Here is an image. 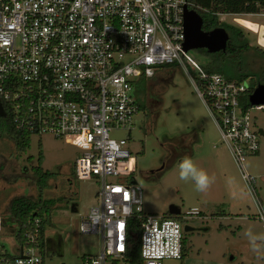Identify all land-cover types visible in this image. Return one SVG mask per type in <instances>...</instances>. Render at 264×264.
Masks as SVG:
<instances>
[{
	"label": "built area",
	"instance_id": "obj_1",
	"mask_svg": "<svg viewBox=\"0 0 264 264\" xmlns=\"http://www.w3.org/2000/svg\"><path fill=\"white\" fill-rule=\"evenodd\" d=\"M185 7L195 10L189 0H0V102L5 112L0 118L9 114L15 128L31 138H67L82 150L76 177L100 182L98 201L80 223L83 233L100 235V249L85 255L82 264H165L184 258V218L144 212L128 140L111 135L133 129L141 112L135 85L166 64L177 62L188 74L264 226L256 177L245 166L260 151L263 135L251 110H264V104L245 107L252 94L248 80L205 71L189 55ZM32 221L15 255L0 247V264H45L41 219ZM2 225L0 216V231ZM135 228L139 261L130 253Z\"/></svg>",
	"mask_w": 264,
	"mask_h": 264
},
{
	"label": "rangeland",
	"instance_id": "obj_2",
	"mask_svg": "<svg viewBox=\"0 0 264 264\" xmlns=\"http://www.w3.org/2000/svg\"><path fill=\"white\" fill-rule=\"evenodd\" d=\"M262 12L257 16L223 14L220 19L241 28L251 45L264 48L261 41L259 43L264 31L255 33L236 20L244 17L264 25ZM188 53L205 71L224 67L225 56L219 52L193 48ZM227 63L235 65L231 60ZM243 71L252 74L247 79L251 85L252 78L256 81L264 71V56L255 51L245 53ZM192 74L195 76L196 72L192 70ZM133 93L143 107L134 117L133 129L116 130L111 135L115 139L128 140L127 147L136 159V179L143 189L144 212L170 215L171 206L181 209L185 226L192 228L185 232V242L189 257L195 261L193 264H264V252L254 253L245 236L248 229L264 234L263 223L256 218L255 200L246 191V183L221 140L215 120L184 68L177 62L159 66L154 77L135 85ZM251 116L258 130H264V110L253 109ZM260 139L261 153L248 157L245 166L256 177L255 188L264 204V135ZM81 152L67 138L50 134L32 136L31 147L26 152L19 151L11 140L0 138V215L3 219L0 247L7 253L15 255L19 243V224L9 215L8 204L15 197L38 198L33 168L39 164L40 153L44 171L54 173L43 197L63 198L62 204L58 203L44 224L45 264H82L85 255L98 253L100 235L85 234L80 230L81 218L98 201L100 188L96 178L86 181L76 177V160ZM216 153L229 173L228 180L241 193L231 208L233 198L228 197L223 186L219 187L223 181L211 163ZM189 154L196 166L213 178L205 192L197 191L191 179H179V164L184 157L190 158ZM56 183L58 187L54 188ZM73 204H78L76 212L71 208ZM196 210L201 211L202 216ZM223 211H232L233 216L227 214L230 218H242L219 220L217 213ZM135 229L132 238L139 239ZM165 264L181 262L166 260Z\"/></svg>",
	"mask_w": 264,
	"mask_h": 264
},
{
	"label": "trees",
	"instance_id": "obj_3",
	"mask_svg": "<svg viewBox=\"0 0 264 264\" xmlns=\"http://www.w3.org/2000/svg\"><path fill=\"white\" fill-rule=\"evenodd\" d=\"M194 4V9L202 16L204 31H211L217 27H224L230 34L228 41V47L226 52H219L220 55H224L222 65L224 67L216 71L230 79L247 80L252 74L243 71V55L247 52L255 51L257 54L264 56V48L260 46L251 45L248 37L243 33L242 29L233 25L227 24L220 19L222 14H245V13H260L264 11V0H189ZM227 60H231L235 63L226 64ZM210 72V71H209ZM238 73V76H235ZM255 76V75H253ZM255 81L251 84L250 93H253L255 87L264 83V71ZM145 78L142 77L138 83L143 82ZM245 107H251L249 101L245 102ZM143 109V107L141 106ZM0 138H7L11 140L15 147L21 151L26 152L31 147V134L25 131H19L15 128L12 119L9 114L4 118H0ZM43 155L40 153L39 164L33 168V175L36 185L39 189L38 198L31 197H15L11 200L8 210L9 215L14 222L19 224V230L17 233L18 240H23L25 232L31 231L33 224H31L35 217L41 219V243L43 249L45 248V228L44 224L47 218L51 217L53 205L55 201L53 199H45L43 197L44 190L49 186V181L53 178L54 173L50 171H44L42 168ZM26 226V228L24 227ZM137 232V228L135 229ZM131 256L135 258V261H139V239L132 238Z\"/></svg>",
	"mask_w": 264,
	"mask_h": 264
},
{
	"label": "water",
	"instance_id": "obj_4",
	"mask_svg": "<svg viewBox=\"0 0 264 264\" xmlns=\"http://www.w3.org/2000/svg\"><path fill=\"white\" fill-rule=\"evenodd\" d=\"M203 18L193 9L185 7V50L193 48H206L211 53L226 52L230 34L224 27H217L211 31L202 29ZM251 105L264 104V83L258 84L250 96ZM5 112L0 102V116H4ZM261 134L264 135V130L261 129ZM169 212L174 215H180L181 209L176 206H171ZM192 228L186 226V231Z\"/></svg>",
	"mask_w": 264,
	"mask_h": 264
},
{
	"label": "crops",
	"instance_id": "obj_5",
	"mask_svg": "<svg viewBox=\"0 0 264 264\" xmlns=\"http://www.w3.org/2000/svg\"><path fill=\"white\" fill-rule=\"evenodd\" d=\"M251 14H253L252 16H257L259 13H251ZM223 15V14H222ZM222 15H220V16H222ZM231 15H236V16H240V14H231ZM253 22H255V21H253ZM255 23H257V24H259L258 22H255ZM240 24V23H239ZM241 25V24H240ZM259 26H260V28H262V27H264V25L263 24H259ZM246 28V27H245ZM248 29V28H247ZM249 30H251V29H249ZM252 31V30H251ZM262 31V30H261ZM253 32H254V30H253ZM255 33H256V31H255ZM263 35V34H262ZM261 37H263V36H261ZM259 43H260V40H259ZM261 44V43H260ZM264 45V44H263ZM141 106V105H140ZM141 110H142V108H141ZM226 147V146H225ZM227 149V148H226ZM227 151H228V149H227ZM229 152V151H228ZM261 153V149H260V151L257 153V154H255V155H259ZM230 154V153H229ZM189 157L192 159V154H189ZM214 159V160H213ZM212 160H211V163L216 167V169H217V171H218V173H219V175L221 176V180L223 181V182H221V185L219 186L220 188H221V186H223V189L227 192V195H228V197L229 198H233V202H231L230 203V205H229V208H231L232 206H234V204H235V201H236V198H239L240 196H241V193H239V190H237L236 188H235V184L234 183H232V182H230L229 180H228V178H230V176H229V173H228V171L224 168V164H223V162H221V158L219 157V155H217V153L214 155V158H213ZM216 161V162H215ZM58 187V185H57V183L55 184V187L54 188H57ZM246 191H248L247 190V188H246ZM248 193H249V195H250V197L251 198H253V200H254V197L250 194V192L248 191ZM243 194H245V192H243ZM246 195V194H245ZM259 197H260V195H259ZM45 199H48V198H50V199H53L54 201H55V204L53 205V209H55V208H57L59 205H61L62 204V202L61 201H63V198H59V197H56V198H51V197H44ZM261 198V197H260ZM97 202V201H96ZM58 203H60L59 205H58ZM255 203V202H254ZM10 204V203H9ZM9 204H8V207H9ZM96 204V203H95ZM71 208H72V210L74 211V212H76L77 211V208H78V204H73L72 206H71ZM8 211V213H9V210H7ZM197 211V210H196ZM195 211V212H196ZM197 213L200 215V216H202V212L201 211H197ZM218 214V216L219 217H217L219 220H229V219H239V218H242V216H236V217H233V218H230V216L231 215H227V214H232V216L234 215L233 213H232V211H229V213H227V211H223V213L222 214H220V213H217ZM85 215V214H84ZM1 216V215H0ZM221 225V224H220ZM224 227H226V226H221V228H224ZM44 250H45V248L43 249V252H44ZM45 259V258H44ZM181 262V264H193V262H195V261H193L192 259H191V257H189V255H188V253H187V247H186V242H185V255H184V258L180 261ZM220 264H223V263H220Z\"/></svg>",
	"mask_w": 264,
	"mask_h": 264
},
{
	"label": "clouds",
	"instance_id": "obj_6",
	"mask_svg": "<svg viewBox=\"0 0 264 264\" xmlns=\"http://www.w3.org/2000/svg\"><path fill=\"white\" fill-rule=\"evenodd\" d=\"M179 179L195 182L196 190L205 192L213 182V178L206 171L196 166L191 158L184 157L179 164ZM245 236L248 239L251 250L256 254L264 252V234H256L251 229L246 230Z\"/></svg>",
	"mask_w": 264,
	"mask_h": 264
},
{
	"label": "bare ground",
	"instance_id": "obj_7",
	"mask_svg": "<svg viewBox=\"0 0 264 264\" xmlns=\"http://www.w3.org/2000/svg\"><path fill=\"white\" fill-rule=\"evenodd\" d=\"M236 20L241 24V25H243V26H245L246 28H248V29H251V30H254V31H256V32H260V30H262V31H264V27H262L261 29H260V26H259V24H257V23H255V22H253V21H251V20H249V19H247V18H244V17H238V18H236ZM264 34V33H263ZM264 36V35H263ZM261 43L262 44H264V37L263 38H261Z\"/></svg>",
	"mask_w": 264,
	"mask_h": 264
},
{
	"label": "flooded vegetation",
	"instance_id": "obj_8",
	"mask_svg": "<svg viewBox=\"0 0 264 264\" xmlns=\"http://www.w3.org/2000/svg\"><path fill=\"white\" fill-rule=\"evenodd\" d=\"M139 96H140V97H143L141 93L139 94ZM141 100H142V99H141Z\"/></svg>",
	"mask_w": 264,
	"mask_h": 264
},
{
	"label": "snow or ice",
	"instance_id": "obj_9",
	"mask_svg": "<svg viewBox=\"0 0 264 264\" xmlns=\"http://www.w3.org/2000/svg\"><path fill=\"white\" fill-rule=\"evenodd\" d=\"M126 198V197H125Z\"/></svg>",
	"mask_w": 264,
	"mask_h": 264
}]
</instances>
